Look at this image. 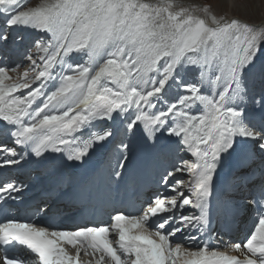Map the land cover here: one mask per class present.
<instances>
[{
  "label": "snow or ice",
  "instance_id": "snow-or-ice-1",
  "mask_svg": "<svg viewBox=\"0 0 264 264\" xmlns=\"http://www.w3.org/2000/svg\"><path fill=\"white\" fill-rule=\"evenodd\" d=\"M27 2L0 0V41L10 29L46 34L22 74L0 61V173L59 161L49 188L59 195L37 205L44 216L67 194L62 173L95 156L114 159L106 171L117 186L139 183L136 141L163 139L191 159L173 163L161 178L169 192H152L136 214L71 228L11 217L6 206L31 185L9 171L0 264H81L82 254L95 264H264V23L179 0ZM253 212L243 239H200L218 235L213 218L230 229ZM190 232L200 236L175 240Z\"/></svg>",
  "mask_w": 264,
  "mask_h": 264
},
{
  "label": "rangeland",
  "instance_id": "rangeland-1",
  "mask_svg": "<svg viewBox=\"0 0 264 264\" xmlns=\"http://www.w3.org/2000/svg\"><path fill=\"white\" fill-rule=\"evenodd\" d=\"M38 2V0H30L29 3L27 2V6H33ZM184 6H193V7H203L206 5L212 6V11L217 15V17H225V18H240L242 20H246L250 23L260 25L264 23V0H179ZM20 30V29H18ZM12 31V30H11ZM8 30V33H11ZM42 33V32H41ZM38 33L35 36H38ZM45 34V33H43ZM9 35V34H8ZM46 35V34H45ZM46 38L44 36H40L37 39ZM33 38L30 40L32 41ZM9 41V39H7ZM1 42V41H0ZM29 48L24 56L22 57L21 61L9 63L8 66L15 67L16 65L25 64L29 65V62L26 59L27 52L30 51ZM264 58V57H261ZM24 67H28L24 65ZM18 69V73H23L22 70L26 69ZM11 75L14 77L17 75V72H13ZM183 159H191L190 154L189 157L186 156V153H183Z\"/></svg>",
  "mask_w": 264,
  "mask_h": 264
},
{
  "label": "bare ground",
  "instance_id": "bare-ground-1",
  "mask_svg": "<svg viewBox=\"0 0 264 264\" xmlns=\"http://www.w3.org/2000/svg\"><path fill=\"white\" fill-rule=\"evenodd\" d=\"M39 33H41V32H39ZM31 38H33V37H31ZM11 74H12V73H11ZM186 156H187V157H189V155H188V154H186Z\"/></svg>",
  "mask_w": 264,
  "mask_h": 264
}]
</instances>
